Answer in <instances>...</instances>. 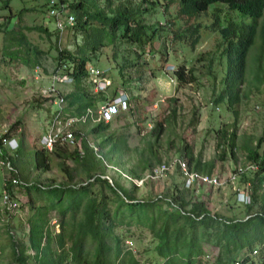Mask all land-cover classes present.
I'll use <instances>...</instances> for the list:
<instances>
[{
	"label": "trees",
	"instance_id": "1",
	"mask_svg": "<svg viewBox=\"0 0 264 264\" xmlns=\"http://www.w3.org/2000/svg\"><path fill=\"white\" fill-rule=\"evenodd\" d=\"M1 1L0 9H8V13L1 15L4 19L0 22L2 53L11 60L20 59L30 67L39 65L41 51L30 42L27 32L36 30L50 36L52 33L42 24L28 25L22 22L23 12L30 8L23 7L13 12L9 0ZM215 3L225 4L237 11L242 21H230L220 26L218 15L214 16L209 26L218 31L220 39L214 49L198 53L195 61L203 62V67L210 72L216 59L225 58L223 86L214 102L220 104L226 100L229 105L238 102L241 85L245 82L249 51L256 46L258 54L262 53L263 56L264 53V20L261 19L264 0H56L55 6L61 8L59 4H62L63 10L70 11L75 17L74 24L66 29L72 30L74 36L80 34L82 40L75 43L74 50L60 46L61 30H56L57 55L53 73L69 76L74 84L71 91L65 94L58 92L66 104L56 113L59 112L63 118L66 115L80 117L90 108L97 115V108L106 96L101 90L89 92L84 79L89 75L91 65L97 64L102 47L115 46L117 42L124 41L136 44L138 49L148 47L152 50L154 41L167 26L162 25L163 21L171 26L176 19H182L184 26L178 24L172 28L171 41H189L193 47L199 41L203 25L198 19ZM174 4L176 13L167 19L165 13ZM14 16L17 17V25L12 27ZM153 18L155 20L152 21ZM257 57V54L254 55L253 61ZM260 73L259 68L255 74L257 80L263 79ZM174 75L179 84L198 78L194 65L186 69L180 64L174 70ZM44 98L56 100L52 93ZM90 120L92 117L87 115L85 124L92 125L87 131H73L75 138L72 143H55L51 150L42 146L32 150L29 168L46 171L51 155L56 156L57 165L65 175V180L61 182L26 180L18 170L16 154L6 152L0 143L2 158L9 160L15 169L8 178H4L3 188L12 196H15L14 187L20 186L29 198L33 191L46 197L44 204L32 203L34 210L27 218L26 240L16 238L9 220L4 222L11 257L3 264H139L132 249L126 246L125 237L116 232L118 227L128 228L131 225L145 226L151 232L156 240V253L163 258L156 264H203L204 243L218 247L217 264H264L260 259L256 263L253 259V253L264 257V151L260 153L257 144L247 147L248 161L257 167H247L239 172L240 184L244 185L242 191L249 196V201L244 202L246 216H225L212 212L204 200L192 202L191 195L195 189L185 187L183 181L181 185L173 182L165 194L157 193L143 198L136 196L138 185L132 179H129L130 186L122 182L126 175L143 178L156 163H161L156 147L163 120L156 121L150 131L154 138L147 140L146 146L139 151L137 161L130 167L124 166L121 158L127 148L125 139L114 134V131L107 132L111 120H94V123ZM222 131L225 134L226 128ZM88 132L95 136L96 144H90ZM9 133L10 130L4 135L8 136ZM235 136V130L225 136L232 155ZM221 144L218 142V145ZM95 146H98L97 150ZM183 159L195 170L208 174L212 172L211 167L201 165V160L193 156L189 148L184 151ZM68 160L73 164H68ZM109 167H116L117 174L109 175ZM176 170L181 175L177 165ZM14 177L18 182H12ZM150 181L151 178H145L143 184ZM28 201L32 202L31 199ZM257 203L261 206L254 210ZM50 210H55L59 215V231L49 227ZM259 244L261 246L257 248Z\"/></svg>",
	"mask_w": 264,
	"mask_h": 264
},
{
	"label": "rangeland",
	"instance_id": "2",
	"mask_svg": "<svg viewBox=\"0 0 264 264\" xmlns=\"http://www.w3.org/2000/svg\"><path fill=\"white\" fill-rule=\"evenodd\" d=\"M2 4L0 0V6ZM9 4L13 12L23 7L30 8L23 12L22 22L28 25L42 24L52 34L50 36L36 30L27 32L30 42L41 51L39 65L30 67L20 59L11 60L8 55L2 53L3 34L0 32V125L2 130H10L9 136L15 138L18 143L15 148L9 145H4V148L6 152L16 154L18 170L23 177H26V180L42 183L61 182L65 180V175L57 165L56 156L51 155L50 166L46 171L29 168L33 158V148L42 146L40 139L46 133L50 121L57 109L66 104L64 101L57 102L58 93H53L56 100L44 98L46 95H51L49 89L52 84L51 75L56 66L55 40L58 28L54 17L49 14V0H9ZM176 9L175 4L171 5L169 11L165 13L166 18L173 17ZM69 12L66 13L69 14ZM3 13H8V9H0V22L4 19L1 16ZM216 15H218L220 26L227 25L230 21L236 23L242 21L237 11L229 9L225 4L210 5L208 11L198 19L205 26L202 25L199 41L193 47L189 41H171L173 36L171 30L178 24L181 27L184 26L182 19H176L175 24L171 26L163 21L162 25H167V28L165 27L163 33L154 41L152 50L148 47L138 49L136 44L124 41L117 42L115 46L102 47L97 64L91 65L100 72L96 77H92L89 73L84 79V85L89 92L101 90L105 94L106 98L101 101L98 108L120 94L127 95V109L116 114L107 129V132L114 131V134L125 139L127 148L121 158L126 167L132 166L137 161L140 149L146 146L147 140L154 138V134L151 135L150 131L156 121L163 120L156 149L161 156V162L170 163L171 166L156 178L150 177L152 181L148 183L138 182V188L135 191L138 198L154 196L157 193L165 194L173 182L181 185L183 178L173 162L178 158L183 159L184 151L189 148L193 156L201 160L203 167H211V174L221 182L216 186L203 183L197 187H191L195 189L191 195L192 202L204 200L212 212L242 218L246 216L245 198L238 196L235 191H242L244 188V185L240 184L239 172L253 164L248 161L247 147L257 144L258 151L260 153L264 151V53L263 56L262 53L258 54L256 46L249 51L245 82L241 85L239 101L232 105H229L226 100L216 104L214 98L223 86L222 78L226 70V59H216L210 72L203 67V62L195 61L198 53L214 49L220 39L218 31L209 26ZM261 19L264 20V15ZM16 20L17 17L14 16L10 26L17 25ZM81 41V35L74 36L72 30L63 28L60 32V46H67L74 50L75 43ZM256 54L258 57L254 62L253 56ZM180 64H183L186 69L194 65L198 78L192 82L179 84L174 70ZM122 65L124 67L121 68ZM259 68L263 78L261 80L255 78ZM202 70H204L203 73ZM65 77L66 80L54 82L55 88L62 94L71 91L74 86L71 78ZM95 112L94 110L93 115L90 116L91 123H94ZM72 117L79 118L77 115H66V118ZM66 118L61 117L62 121ZM85 122L75 119L70 127L73 131L85 132L92 126L86 125ZM223 128H226L225 134L221 132ZM232 130L236 132L232 148L233 155L225 139ZM87 138L90 144H96V138L92 132H88ZM218 142L222 144L218 145ZM97 148L98 146H95L96 150ZM222 152L224 153L221 157ZM0 159H2L1 154ZM67 162L70 165L73 164L71 160ZM157 165L158 163L155 166ZM115 170L117 169L109 167L107 171L109 175H116ZM6 173L4 165L0 164V264L11 257L10 240L5 232L4 222L9 220L11 231L16 238L26 240L27 218L34 210L32 205L46 202L44 195H37L33 191L29 198L24 188L16 186L14 197L18 200L19 206L12 211L4 210L2 189ZM121 180L126 186H130L128 177ZM260 206L261 204L257 203L254 210L259 209ZM49 215L51 218L49 227L59 231L58 213L50 210ZM116 232L125 237L126 246L132 249L139 259V264H156L163 260L154 248L156 240L145 226L118 227ZM260 246L261 244L257 245V248ZM29 252L32 253L33 250ZM217 253L218 247L204 243V254L201 256L203 264H217ZM253 254L255 263L259 259L264 261L261 254Z\"/></svg>",
	"mask_w": 264,
	"mask_h": 264
},
{
	"label": "built area",
	"instance_id": "3",
	"mask_svg": "<svg viewBox=\"0 0 264 264\" xmlns=\"http://www.w3.org/2000/svg\"><path fill=\"white\" fill-rule=\"evenodd\" d=\"M56 0H49V14L52 15L55 19L56 26L58 29L62 30L63 28H66L68 25H73L75 22V17L72 13H66L65 10L62 8V4H59L61 8L58 6H55ZM92 77H96V75L100 72L98 69H95L93 67L89 70ZM52 77V84L49 89L50 93H58L57 89L54 86L55 81H63L66 80L65 76H61L58 73H53L51 75ZM94 82L96 81L95 78ZM57 102L60 103L63 101V97L58 94ZM128 107V98L127 95L120 94L116 97H114L112 100L105 102L97 109V115L94 118V120H102L105 122H108L113 119V117L118 114L120 111L127 109ZM92 110L90 108L87 109L86 113L80 116L79 118H66L64 121L61 119L60 113H56L53 119L50 121L48 129L46 133L41 137L40 143L42 147L47 148L49 150L52 149L55 143H72L75 138V134L70 127L71 122L73 120H86L87 115L92 116ZM7 132V130H2V126L0 125V143L4 145H9L11 148L17 147L18 143L13 137L5 136L4 133ZM0 164L4 165V168L6 169L7 173L5 175V179L10 176V172L15 170L9 160L0 159ZM173 164H176L179 167V170L181 172L183 182L185 187L191 188L203 183H208L210 185H220L219 179L208 173H204L198 170H195L191 167H189L188 163L185 159L178 158L173 162ZM171 166L170 163L167 162H161L157 166H154L150 172H148L143 178H131L130 176L126 175L129 179H132L135 183L138 182L141 183L145 178H156L158 175L166 172L169 167ZM256 164H251L250 168H256ZM117 169L116 167H113ZM12 182L16 183L18 182L17 178H12ZM263 189H264V181H263ZM238 196H243L245 198L244 202L249 201V196L244 191H238ZM18 200L14 196L11 195V193L6 189H2V206L4 210L6 211H12L15 210L18 207ZM254 250L253 252H255Z\"/></svg>",
	"mask_w": 264,
	"mask_h": 264
},
{
	"label": "crops",
	"instance_id": "4",
	"mask_svg": "<svg viewBox=\"0 0 264 264\" xmlns=\"http://www.w3.org/2000/svg\"><path fill=\"white\" fill-rule=\"evenodd\" d=\"M15 139V138H14ZM17 142V141H16ZM4 174V173H3Z\"/></svg>",
	"mask_w": 264,
	"mask_h": 264
}]
</instances>
